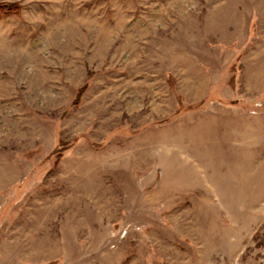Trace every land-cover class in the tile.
<instances>
[{"label": "rangeland", "instance_id": "1", "mask_svg": "<svg viewBox=\"0 0 264 264\" xmlns=\"http://www.w3.org/2000/svg\"><path fill=\"white\" fill-rule=\"evenodd\" d=\"M0 2V264H264V0Z\"/></svg>", "mask_w": 264, "mask_h": 264}, {"label": "trees", "instance_id": "2", "mask_svg": "<svg viewBox=\"0 0 264 264\" xmlns=\"http://www.w3.org/2000/svg\"><path fill=\"white\" fill-rule=\"evenodd\" d=\"M21 6L18 3H1L0 2V13L2 14H19L21 12ZM85 92V88L78 90V95L76 97V101H75V105L79 104V100L82 96V94ZM69 145L68 143H61L60 146L58 147V151L59 154L58 158H57V163L59 162V160L62 157L61 152L64 151L65 148H67Z\"/></svg>", "mask_w": 264, "mask_h": 264}]
</instances>
